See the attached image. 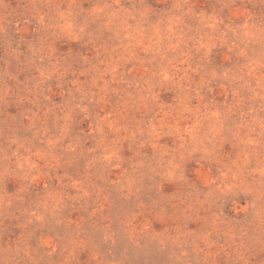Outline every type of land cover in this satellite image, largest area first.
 Returning a JSON list of instances; mask_svg holds the SVG:
<instances>
[{
    "label": "rangeland",
    "instance_id": "1",
    "mask_svg": "<svg viewBox=\"0 0 264 264\" xmlns=\"http://www.w3.org/2000/svg\"><path fill=\"white\" fill-rule=\"evenodd\" d=\"M0 264H264V0H0Z\"/></svg>",
    "mask_w": 264,
    "mask_h": 264
}]
</instances>
